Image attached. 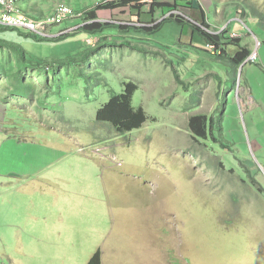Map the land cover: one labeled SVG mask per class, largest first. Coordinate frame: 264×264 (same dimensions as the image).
Returning a JSON list of instances; mask_svg holds the SVG:
<instances>
[{"label":"rangeland","instance_id":"374dc122","mask_svg":"<svg viewBox=\"0 0 264 264\" xmlns=\"http://www.w3.org/2000/svg\"><path fill=\"white\" fill-rule=\"evenodd\" d=\"M62 1L85 9L77 0ZM91 1L100 7L121 0ZM150 1L141 12L100 11L98 22L151 27L152 34L109 28L94 37L72 18L40 36L73 34L64 40L18 42L30 58L42 60L86 51L85 40L95 48L105 36L162 50L161 57L105 47L86 64L40 75L16 66L17 57L0 49V262L9 254V264H88L101 250L103 264H264V0H167L177 7L153 15ZM196 5L211 32L229 26L227 35L242 38L257 59L249 56L234 72L216 53L190 46L188 27L164 23L201 24ZM18 7L31 19L21 0ZM6 11L0 8L1 21ZM123 81L140 86L134 105L143 106L149 120L119 136L96 118L110 100L107 85L121 94ZM223 109L220 142L209 137L201 140L206 146L195 143L190 118H218ZM256 142L263 149L252 146ZM64 169L68 181L60 175ZM249 169L255 187L245 183Z\"/></svg>","mask_w":264,"mask_h":264},{"label":"trees","instance_id":"16d2710c","mask_svg":"<svg viewBox=\"0 0 264 264\" xmlns=\"http://www.w3.org/2000/svg\"><path fill=\"white\" fill-rule=\"evenodd\" d=\"M37 2L35 3V6H32V8H23V12L28 15L31 19H40L43 17V15L46 13V11L43 10V8L39 7L41 4L45 3H53V0H36ZM58 4L57 5H65L68 6L69 4H64V1L62 0H57ZM147 0H122L120 2L116 3H107L105 5H100V7L94 6L92 9H83L82 7H77L76 10L80 14V10L85 12L84 16L82 15L79 18H76L77 20H80L79 23H85L84 26L80 28L81 31L85 32L89 36H99L100 34L104 33L106 30L109 28H113L116 30H119L123 35L130 33L132 31L139 32L141 31H146L147 33L152 34L154 32V29L150 27L145 28V27H128V26H123V25H112V24H102L98 22L99 19V12L100 11H113L116 9H137L141 12L143 9V6L148 5V3L144 2ZM152 4L150 6L151 9V14H155L157 10H164L170 8L171 10L176 8V5L168 3L167 0H151ZM164 1H167L166 3ZM105 3V2H103ZM194 4V2H193ZM57 5L55 7H57ZM55 7L51 8L52 11H54ZM194 9H197L200 11L202 14V22L201 24H194L189 21H181L179 22H174L173 20L170 19H165V22L168 23H175L174 25L179 26V27H188L190 33V46H192L196 50H200L204 53H208L210 55H213L216 53V57L219 61H224L226 62L230 69L232 68L233 71L235 72L241 65H243L249 56H251V51L247 47H243L241 45L242 38L236 37L232 38L229 37L228 34V29L229 26L221 31H214L211 32L210 25L206 22L205 18V11L200 7V5L194 6ZM50 11V10H49ZM150 12V11H149ZM93 24H89V22H92ZM196 22V21H195ZM173 25V24H172ZM202 26V28H201ZM57 28V27H53ZM51 28V29H53ZM50 29V31H51ZM179 29V28H178ZM51 33V32H50ZM14 34V35H13ZM73 34L70 35H65L61 37H56L57 39H51V38H41L38 35H34L33 33L26 32V31H21L18 29L10 28V27H3L0 25V49H6L10 51L12 54H14L17 57V60L19 62V65L16 64V66L22 68V66L28 68V69H36L37 71L40 72V75L45 73L46 71H52L55 70L56 67H62L67 64L70 65H77L79 63H88V60L91 58V54L96 53L100 51L101 49L105 47H128L132 48L136 51L139 52H149L151 55L161 57L164 56V54L161 51H153V50H145L141 48L139 45H134L132 42L128 39L122 40V41H116L113 39H109L108 37H104L100 43H98L97 47L92 48V46L87 44V41L85 40V47L86 51H81L78 54L68 56L66 58L62 59H55V60H42L40 58H30L28 51L26 48L19 42L20 40H32V41H59V39L64 40L66 37H70ZM75 35V34H74ZM5 36H8L7 38ZM198 38L199 43H194L192 41V38ZM17 40H13V39ZM19 41V42H18ZM211 47H213V51L211 50ZM234 48V54L232 55L230 51L231 49ZM228 49L230 51H228ZM178 57H176L177 59ZM174 60L168 61L169 65H174ZM3 65V66H2ZM173 73L176 74V79L178 80L179 83H181L179 75L177 74L178 72L176 71V68L172 66ZM5 72V66L4 62L0 60V77L4 75ZM97 73H99L97 71ZM20 84L23 85L24 87H27V84L24 82L23 79L19 78L18 79ZM220 84H222V80H219ZM233 83H236L233 80ZM123 86V92L121 94L114 93L109 84L107 85V90L110 92L109 98L110 100L102 105V107L99 109L97 113V118H96V123L100 124L101 127L107 128L111 132H114L116 135L119 136H124L126 134H130L136 130H139L143 127L144 124L149 120V116L144 109L143 106L136 107L134 105V97L139 92L140 86L137 85L136 83L133 82H127L123 81L122 82ZM20 89V88H19ZM33 97V95H30ZM226 97L223 98L222 100V106L225 108L227 104V100H225ZM224 109L220 112V115L218 118L214 115V117H207L206 115H194L190 118L189 120V128L191 129V135L197 136L198 138H194L196 140L195 143L198 145L206 146V144L202 143L201 140H209V137L213 139L215 143H219L220 140L216 136V131L221 132V122L224 118L223 114ZM219 127H217V125ZM248 179L249 181L245 183L254 186L255 183H257L255 180L256 178L251 174V171L249 169L248 171ZM250 180L252 182H250ZM264 191V190H263ZM260 191V192H263ZM103 254L101 250H98L90 259L88 264H103Z\"/></svg>","mask_w":264,"mask_h":264},{"label":"built area","instance_id":"2783aa9c","mask_svg":"<svg viewBox=\"0 0 264 264\" xmlns=\"http://www.w3.org/2000/svg\"><path fill=\"white\" fill-rule=\"evenodd\" d=\"M18 3L19 0H0V8H6L7 11H11L4 15V20H0V24H6L12 28H20L26 31L36 32L39 36H47L46 33L49 26L55 25L56 23L63 24V19H69L75 16V12L72 8L65 5H59L55 12L52 14H46L43 19H29L20 11ZM40 21L45 22L41 24ZM49 37L51 38V36ZM251 57L257 59L256 54H252Z\"/></svg>","mask_w":264,"mask_h":264},{"label":"crops","instance_id":"0c3cea01","mask_svg":"<svg viewBox=\"0 0 264 264\" xmlns=\"http://www.w3.org/2000/svg\"><path fill=\"white\" fill-rule=\"evenodd\" d=\"M69 1H71V0H69ZM77 1H78L79 5L83 6L85 9H87V8H91L92 9L94 7V5H92V3H91L92 2L91 0H77ZM36 2H37L36 0H21V5H22L23 8H32V6H35ZM57 4H58V1L57 0H53V3L41 4V6H39V7L43 8L44 11L48 12L49 10H51V8L55 7ZM226 82H229V79H227L226 81L225 80L222 81V84L224 85V83H226ZM245 95L247 97L248 96L251 97V91L249 89H246ZM256 107L259 110L261 109L260 104H258ZM252 126H255V123L253 121H252ZM252 146H255L257 150H260L261 148L263 149V147H262L263 145L261 146L258 142L254 143V145H252ZM51 175H54V176L57 175L58 176V174H55L54 172H52ZM60 175L65 181H68L69 180V176H70V170H68V169L62 170ZM69 182H71V184H73L72 181H69ZM53 206L56 207V205H53ZM33 207H36V206L34 205ZM4 214H6L8 216V205L6 206V210H5ZM35 219L37 220V223H38V217H35ZM45 219H46L48 224H51L48 218H45ZM24 251H25L24 248H21L20 252L22 254L25 253ZM10 259H11L10 255L8 254V259H6L4 261H1L0 264H9ZM15 262H17V261L15 260Z\"/></svg>","mask_w":264,"mask_h":264},{"label":"bare ground","instance_id":"6f19581e","mask_svg":"<svg viewBox=\"0 0 264 264\" xmlns=\"http://www.w3.org/2000/svg\"><path fill=\"white\" fill-rule=\"evenodd\" d=\"M15 10H16V9H15ZM73 10H74V12H75V16H74L73 18L76 19V18L81 17V15H82L81 12H80V14H78L79 12H77L75 9H73ZM10 12H11V11H10ZM10 12H9V11H6L3 15H1V19L4 20V15H5V14H8V13H10ZM52 13H53V12H52ZM52 13H51V14H52ZM43 18H44V17H43ZM70 19H72V18H69V19H66V18H65V19L62 20V22L65 21V20H66V22H69ZM76 20H77V19H76ZM44 22H45V21H40L41 24H43ZM56 24H57V23H56ZM52 26H53V25H52ZM52 26H49V27L47 28V31H49V29H50ZM35 33H36V32H35Z\"/></svg>","mask_w":264,"mask_h":264},{"label":"clouds","instance_id":"9594fccd","mask_svg":"<svg viewBox=\"0 0 264 264\" xmlns=\"http://www.w3.org/2000/svg\"><path fill=\"white\" fill-rule=\"evenodd\" d=\"M144 2H147V3H148V2H149V0H147V1H144ZM150 2H151V1H150ZM245 63H249V62H247V61H246ZM245 63H244V64H245ZM241 66H242V65H241Z\"/></svg>","mask_w":264,"mask_h":264},{"label":"water","instance_id":"95a60500","mask_svg":"<svg viewBox=\"0 0 264 264\" xmlns=\"http://www.w3.org/2000/svg\"><path fill=\"white\" fill-rule=\"evenodd\" d=\"M244 65V64H243Z\"/></svg>","mask_w":264,"mask_h":264}]
</instances>
